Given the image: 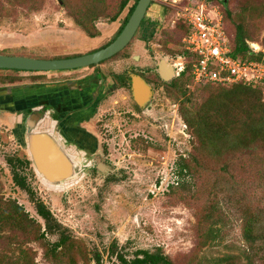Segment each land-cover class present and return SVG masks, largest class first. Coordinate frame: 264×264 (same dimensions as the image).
<instances>
[{"label": "rangeland", "instance_id": "1", "mask_svg": "<svg viewBox=\"0 0 264 264\" xmlns=\"http://www.w3.org/2000/svg\"><path fill=\"white\" fill-rule=\"evenodd\" d=\"M120 1L108 0L111 13ZM208 1L210 8L217 5L223 13V0ZM185 2L155 0L131 45L95 68L47 74L0 71V207L7 212L17 203L32 220L27 230L0 223V264H97L98 258L102 264H121L118 256L133 260L141 251L158 250L174 264H264V143L241 149L230 142L236 151L220 146V153L212 146L197 149L181 113L183 100L172 85L178 75L165 82L158 73L163 59L174 65L183 54L184 29L177 14ZM229 2L230 30L235 33L242 24L250 47L264 53V0ZM134 3L115 23L99 16L93 24L100 36L91 39L60 0H0V54L56 60L94 53L114 42ZM131 75L142 76L154 88L146 108L132 97ZM114 78L126 81L117 84ZM124 82L127 89L121 88ZM96 84L99 88L92 92L88 87ZM38 85L43 86L30 89ZM191 92L198 107L209 97L194 86ZM76 94L91 99L82 104L78 98L80 106L69 104L71 110L67 106L61 115L48 105L40 128H50L46 124L52 122L59 134L60 122L70 121L73 142L75 131L83 127L87 143L67 147L78 155L71 184L47 183L34 164L19 167L36 199L73 239L72 252H54L60 235L41 238L45 221L29 193L16 186L8 165L10 159H31L13 135L22 110L5 111L3 106L21 98L29 104L48 103L53 97L70 103ZM232 113L225 126L236 143L248 115L240 109ZM76 117L89 124L82 126ZM183 164L190 167L188 174L181 175ZM247 218L255 221L253 249L244 235ZM48 251L56 256L48 258Z\"/></svg>", "mask_w": 264, "mask_h": 264}, {"label": "trees", "instance_id": "2", "mask_svg": "<svg viewBox=\"0 0 264 264\" xmlns=\"http://www.w3.org/2000/svg\"><path fill=\"white\" fill-rule=\"evenodd\" d=\"M132 1L134 0H121L118 10L114 13H111L110 7L108 6V0H60V2H62L65 7L73 10L72 14L76 20V23L83 27V29L87 32L91 39H96L100 36L98 29L93 24V22L99 16L108 18L110 17V21L112 23H115L120 19L121 15L129 7ZM139 1L140 0H135V3L131 8L129 15L125 19L115 40L128 24ZM220 4L224 8V24L231 39L233 55L236 58H241L245 61L249 60L264 62V53L256 54L252 51L249 45L246 31L242 24L237 27L235 33L228 27L227 17L229 18L230 16H232L229 7V0H223L220 2ZM225 12L227 13V15L224 14ZM181 25V28L184 29V38L188 34L189 29L182 22ZM186 55L187 53L183 50V54L180 56L184 57ZM94 67L95 66L91 68ZM0 71L27 73L22 71L9 70ZM29 73L37 74V72ZM172 85L176 90L177 98L183 100L181 113L186 125L191 130V135H193L194 139H196L198 143L197 149L199 148L200 150H202L212 146L216 148L217 153H220V146H228L232 151L234 150L233 147H231L230 142L241 149H252L253 145L255 146L257 144L264 143V98L259 87L248 86L247 84H239L234 86L207 85L204 87H195V90H202L203 93L209 92L207 101L204 102L200 107H198L197 103L194 100L195 93L191 92V88L194 85V82L192 77V65L190 64L188 65L187 70L182 73L176 79V81L172 83ZM42 86L43 85L31 86L30 89L37 90L41 89ZM39 92L41 93V95L43 94V92H41L40 90ZM18 103L20 104V106L25 105L29 107L33 105L38 106V104H40L37 101L33 104H29L24 98H21ZM233 109H240V111L242 110L246 115H248L247 124L243 127L245 129L239 134L241 137L236 143L235 141H232L231 134L226 129L228 127L227 125L225 126V124L231 119V117L234 116V113H232ZM210 119H212V121H210ZM80 142L84 144L81 140L79 142L76 141V143L81 144ZM22 143L24 144V141H22ZM8 165L13 170L14 182L16 186L29 193L31 199L36 205L37 214L45 221L46 230L42 235H40L41 238H47L48 234H59V242L53 245L55 248L54 252H58L57 250H60L61 248H64V250L68 249L69 252H72L74 250V247L71 246L73 243V239L64 233L62 225L58 223L53 213L45 205V203L39 199H36V194L28 185V180L19 171V167H31V161L23 159H10L8 160ZM189 171L190 167L186 164H183L181 167V175L188 174ZM2 221L11 224L17 230L23 228H26L27 230V228L30 227V223L32 222L28 214H26L24 209L17 203L10 204L7 212L3 211L0 207V223ZM254 224L255 221L250 218L245 219L243 223L244 235L246 237V240L250 243L251 249H253L256 243ZM39 233H41V229L39 230ZM215 234L216 233L213 232V235ZM55 256L56 253H52L51 255L49 251L47 252L48 258L53 259ZM26 258L29 261L28 255L26 256ZM118 259L121 264H174L173 261L160 250L156 252L141 251L133 260H128L123 256H118ZM96 262L97 264H102L100 258H98Z\"/></svg>", "mask_w": 264, "mask_h": 264}, {"label": "water", "instance_id": "3", "mask_svg": "<svg viewBox=\"0 0 264 264\" xmlns=\"http://www.w3.org/2000/svg\"><path fill=\"white\" fill-rule=\"evenodd\" d=\"M154 1L140 0L122 33L104 49L83 56L56 60L0 54V70L56 73L99 66L129 47L146 20ZM158 67L159 75L165 82L173 81L177 75L174 66L169 64L167 59H163ZM132 80L133 99L141 108H146L153 100V87L139 75H132ZM48 105L40 103L38 106L26 107L24 129L27 135L24 145L36 172L47 183L60 187L69 184L76 177L78 164L67 148L69 144L60 138L56 128L43 131L38 129L45 122L48 113L45 107Z\"/></svg>", "mask_w": 264, "mask_h": 264}, {"label": "built area", "instance_id": "4", "mask_svg": "<svg viewBox=\"0 0 264 264\" xmlns=\"http://www.w3.org/2000/svg\"><path fill=\"white\" fill-rule=\"evenodd\" d=\"M207 2L186 0L177 14V22L189 29L183 38L187 55L175 63L178 77L190 64L194 87L247 84L259 87L264 98V62L245 61L233 55L223 13L217 5L210 8ZM251 49L256 54L262 50H256L255 46Z\"/></svg>", "mask_w": 264, "mask_h": 264}, {"label": "flooded vegetation", "instance_id": "5", "mask_svg": "<svg viewBox=\"0 0 264 264\" xmlns=\"http://www.w3.org/2000/svg\"><path fill=\"white\" fill-rule=\"evenodd\" d=\"M152 7V6H151ZM151 10V8L149 9V11ZM149 13V12H148ZM148 16V15H147ZM146 20H147V17H146ZM143 26V25H142ZM141 29H142V27H141ZM140 29V30H141ZM140 30H139V32H140ZM138 32V33H139ZM138 35V34H137ZM137 37V36H136ZM135 37V38H136ZM133 59H136L135 57H132ZM100 66V65H99ZM174 66V68H175V64L173 65ZM95 67H97V66H95ZM94 67V68H95ZM175 71H176V74H177V69L175 68ZM23 72V71H22ZM27 73H29V72H27ZM56 73H58V72H56ZM158 73H159V67H158ZM38 74V73H37ZM43 74V73H42ZM45 74H47V73H45ZM140 76V75H139ZM177 76V75H176ZM142 77V76H141ZM143 78V77H142ZM177 78H178V76H177ZM147 83H148V81L145 79V78H143ZM96 80H97V78H96ZM121 81V82H120ZM123 81H126V79H122V78H114V82L115 83H117V84H119V83H122ZM99 82V81H98ZM100 83V82H99ZM130 83H131V94H132V85H133V80H132V75H131V77H130ZM149 84V83H148ZM102 85V84H101ZM127 85H129L127 82H124V86H121V88L122 89H127L126 87H127ZM99 85L98 84H96V85H91L90 87H88L92 92L93 91H96V88L98 87ZM99 88V87H98ZM153 92H154V88H153ZM93 96V95H92ZM99 96L97 95L96 97H95V99H96V101H98L97 103H98V106H100V103H102V100H101V97H100V99H97ZM132 97H133V95H132ZM73 98L74 99H71V98H69V101H70V103L69 102H66V101H63L62 99L61 100H59V98L58 97H53L50 101H47L48 103L47 104H49L50 105V108H51V110H53L52 112L53 113H56V114H59V115H61L62 113H63V111H66L67 110V106L69 107V104L71 105V108H77L78 106H80V105H78L77 104V99L79 98L80 99V101L82 100V104H85V102L87 101V100H89V99H91V97H84V96H82V95H79V94H76L75 95V97L73 96ZM74 102V103H73ZM52 103H53V105H52ZM92 103V102H91ZM137 104V103H136ZM52 105V106H51ZM94 105V107L96 106V103L94 104H92V106ZM138 105V104H137ZM139 106V105H138ZM27 106H20V104L18 103V101L17 102H14V104H9V105H6V106H3V110H5V111H11V112H13V109H16V110H22L21 111V113H23L22 114V116H23V119H22V122L17 126V127H15V129H14V131H13V135L17 138V140L19 141V143L21 144L22 143V141H24V143H25V137H26V135H27V133H26V129H24V127H25V117H26V114L23 112V109H25ZM20 108H22V109H20ZM71 108L69 107V109L71 110ZM77 110V109H76ZM88 110H90L89 108H88ZM51 117H52V114H51ZM77 118V121H79V122H81V123H83L82 124V126L84 125V123H86L87 121H83V120H80V118L81 117H76ZM83 119H85V118H83ZM69 122L70 121H63V122H60V127L62 128L61 130H59V134H60V138H63L65 141H69V142H67V144H71V145H75L73 142H76V141H83V143L85 144V143H87V140H86V137H83V132L81 131L82 129H83V127L82 128H80V129H78L79 131H75L76 133H74V134H76V136H75V139H77V140H73V142L71 143L70 142V140L69 139H71L72 140V138H71V136H70V132L71 131H68V129H69ZM68 123V124H67ZM53 123L51 122V123H49V127L51 128V125H52ZM40 128H41V126H40ZM40 128H38L39 130H40ZM45 130H49V128H47V129H45ZM41 131V130H40ZM43 131V130H42ZM58 131V130H57ZM70 136V137H69ZM82 139H81V138ZM85 138V139H84ZM78 141V142H79ZM23 144V143H22ZM21 144V145H22ZM23 146V148H25L26 149V146L23 144L22 145Z\"/></svg>", "mask_w": 264, "mask_h": 264}, {"label": "bare ground", "instance_id": "6", "mask_svg": "<svg viewBox=\"0 0 264 264\" xmlns=\"http://www.w3.org/2000/svg\"><path fill=\"white\" fill-rule=\"evenodd\" d=\"M258 48V47H257ZM256 48V49H257ZM46 126H49V123L46 124ZM53 126L51 125V128L49 129H52ZM70 153L72 154V156L75 158L76 162H78V155L75 151L71 150ZM71 184V183H70ZM70 184H65V187H68Z\"/></svg>", "mask_w": 264, "mask_h": 264}, {"label": "crops", "instance_id": "7", "mask_svg": "<svg viewBox=\"0 0 264 264\" xmlns=\"http://www.w3.org/2000/svg\"><path fill=\"white\" fill-rule=\"evenodd\" d=\"M136 58V57H135ZM89 114V113H88ZM88 117V116H87ZM85 119H87V118H85ZM89 124V122H86L85 124H84V126H87ZM53 126V125H52Z\"/></svg>", "mask_w": 264, "mask_h": 264}]
</instances>
